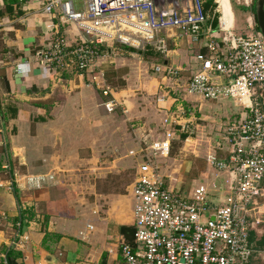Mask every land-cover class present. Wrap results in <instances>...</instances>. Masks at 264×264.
I'll return each mask as SVG.
<instances>
[{
	"label": "crops",
	"instance_id": "1",
	"mask_svg": "<svg viewBox=\"0 0 264 264\" xmlns=\"http://www.w3.org/2000/svg\"><path fill=\"white\" fill-rule=\"evenodd\" d=\"M18 1L0 0V264H5L10 248L22 254L16 260L21 264H125L121 245L134 243L130 191L140 165L143 130L139 126L145 125L152 139H160L167 114L180 103L196 116L199 127L185 149L176 136L172 154L177 149L198 162V143L205 139L210 149L203 158L204 175L194 174L196 161L185 159L175 172L186 178V185H174L178 180L174 175L168 176L171 183L166 181L183 191L207 187L212 208L227 201L228 175L208 183L207 158L228 157L226 127L239 118L242 108L233 100L206 101L189 95L155 71L156 66L181 68L184 86L196 71L197 54L206 53L202 42L189 37L175 40L162 33L159 37L167 41L169 54L148 45L142 52L123 48L121 55L104 58L107 77L110 71L117 75L124 71L137 82L134 86L125 75L122 88L112 96L116 110L110 113L104 106L107 98L87 79L77 80L73 93L51 91L50 70L35 54L46 44L49 26L60 19L44 12L43 0ZM65 1L83 10V0ZM172 1L178 9L191 5ZM232 12L236 28L238 16L234 8ZM62 25L72 44L88 38L74 23ZM17 67L22 74L15 72ZM164 95L165 100L159 101ZM118 126L117 138L124 144L110 140ZM129 166L133 178L112 184L125 176ZM10 184L14 192L6 189ZM23 214L33 218L21 231ZM251 218L260 223L250 234V264H264V197L253 207Z\"/></svg>",
	"mask_w": 264,
	"mask_h": 264
},
{
	"label": "built area",
	"instance_id": "2",
	"mask_svg": "<svg viewBox=\"0 0 264 264\" xmlns=\"http://www.w3.org/2000/svg\"><path fill=\"white\" fill-rule=\"evenodd\" d=\"M207 1L190 0V7L178 9L161 7L155 0H83V10H77L72 1L43 0L44 12L60 19L49 26L46 44L35 54L50 70L51 91L73 93L76 81L87 79L107 98L106 110L114 112L118 103L112 96L117 91L107 82L102 60L121 55L123 48L140 51L148 45L169 54L167 41L159 37L166 33L175 40L200 41L206 53L197 54L196 71L184 86L179 67L156 66L157 73L189 95L206 101L233 100L242 108L239 118L226 127L228 157L207 158L228 175L227 201L214 208L207 187L183 191L171 187L161 172V161L171 158L176 136L184 149L196 137V116L178 104L167 114L160 139H152L145 125L139 126L143 130L140 165L130 191L134 243L121 245L125 264L251 263L250 234L260 223L252 220L251 213L264 197V91H258L264 86V35L253 11L256 0H227L231 9L232 3L248 9L251 32L246 35L235 31L233 19H225L220 0H212L213 14H207ZM69 22L88 38L68 42L62 24ZM15 72L23 73L20 67ZM218 147L222 149L220 143ZM6 189L14 192L13 184Z\"/></svg>",
	"mask_w": 264,
	"mask_h": 264
},
{
	"label": "rangeland",
	"instance_id": "3",
	"mask_svg": "<svg viewBox=\"0 0 264 264\" xmlns=\"http://www.w3.org/2000/svg\"><path fill=\"white\" fill-rule=\"evenodd\" d=\"M155 2H156V4H158L161 7H174V2L172 0L171 1L170 0H155ZM80 3H81V1H80ZM183 3L190 4V0H183ZM232 6H233V8H234V10H235V12H236V14L238 16V24H237V26L235 28V31L237 33H242V34H246L248 32L250 33L251 30H249L247 28V25L245 24L246 23L245 19L248 18V15L250 13L247 12V14L245 16L242 13V11H240L238 9V7L236 6L235 3H232ZM80 8H82V7H80ZM257 26H258V23H257ZM140 51L142 52V50H140ZM111 72H115V71H110V73ZM110 73H109L110 76L108 75L109 83H110V85L114 89H116V91L117 90H120L122 88V82H123L122 79L125 77V75H127L128 79H129V83H134V86H135V83H137L136 80H135V78H133L132 76L130 77L129 76V73H125L124 71H120V74L119 75H117L116 73H111V74ZM258 91L259 92H263L264 91V86H262L261 88H259ZM237 110L240 111V109L235 108V111H237ZM198 124H199V121H198ZM132 129H133L132 128V125L130 123H128V131L129 132H132ZM119 132H121V129L118 126L115 130H113L111 132L113 134V137L110 138V140L111 141L115 140V141H118V142H121V143L124 144L125 141L119 140L117 138V134ZM203 140H204V142L198 143V146L196 147L197 155L200 157V159H197L198 162L194 159L196 161L195 162V165H196V168H197V171H194V174L200 173L201 175H204L203 174V170H202L203 167H204V159L203 158H204V155L206 154V151L208 149H210V146H209L208 142H206L205 139H203ZM191 157L185 158L184 155H180V153L178 152V150L175 149L170 159H167L166 161H161V164H162V171L161 172L166 177V180L171 183L172 181H170V178H168V176L174 175V177H176L178 179L177 180V183L173 182L174 185H178L179 183H181L183 185L184 184L186 185V182H187L186 178L183 177L181 173L175 172V168L178 167L179 165H181L185 161V159L190 160V159L194 158L195 156L192 157V158ZM172 158H177L178 161L176 162ZM194 160H190V161H194ZM192 167H193V162H192ZM130 168H131L130 166H129V168H127L126 174L124 173L125 176L123 178H122V176L116 178V180H113L112 181V184H115L116 183V185L117 184H120L121 185L124 182H126L127 180L132 179L133 178V175H132L133 173H130L128 171V169H130ZM192 173H193V171H192ZM218 176H224L225 177L226 176V173L221 172L218 169H216V168L208 165V167H207V175L205 176V180L208 183H212V181L215 178H217ZM178 187H180V185H178ZM192 191H193V189H190L188 192H192Z\"/></svg>",
	"mask_w": 264,
	"mask_h": 264
},
{
	"label": "trees",
	"instance_id": "4",
	"mask_svg": "<svg viewBox=\"0 0 264 264\" xmlns=\"http://www.w3.org/2000/svg\"><path fill=\"white\" fill-rule=\"evenodd\" d=\"M13 1H18V0H13ZM256 2H257V0H256ZM236 6L246 16V14L248 12V9L245 8V7H242V6H238V5H236ZM213 10H214V3H213V1L212 0L207 1L206 4H205V12L207 14H209V15H212L213 14ZM253 11H254V13L256 15V5L254 6ZM245 21H246V19H245ZM217 25H218V22L216 21L215 22V26H217ZM258 29H259V27H258ZM238 34H240V35H246V34H242V33H238ZM131 51L139 52V51H136L135 49H131ZM32 218L33 217L30 214L28 216L26 214H23V216L19 220L20 226H21L20 227V230L21 231H24L25 227L28 224V221L31 220ZM21 255L22 254L20 252L16 251L15 248L7 249L6 252H5V260H4V263L5 264H21V263H18L16 261L18 257H21Z\"/></svg>",
	"mask_w": 264,
	"mask_h": 264
},
{
	"label": "water",
	"instance_id": "5",
	"mask_svg": "<svg viewBox=\"0 0 264 264\" xmlns=\"http://www.w3.org/2000/svg\"><path fill=\"white\" fill-rule=\"evenodd\" d=\"M256 19H257L258 27L264 35V0H257Z\"/></svg>",
	"mask_w": 264,
	"mask_h": 264
},
{
	"label": "bare ground",
	"instance_id": "6",
	"mask_svg": "<svg viewBox=\"0 0 264 264\" xmlns=\"http://www.w3.org/2000/svg\"><path fill=\"white\" fill-rule=\"evenodd\" d=\"M222 7H223V11H224V17L227 21H232L233 19V12L232 9L228 3L227 0H220Z\"/></svg>",
	"mask_w": 264,
	"mask_h": 264
}]
</instances>
